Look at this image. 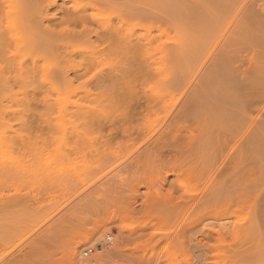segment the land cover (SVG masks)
Instances as JSON below:
<instances>
[{
	"label": "rangeland",
	"instance_id": "rangeland-1",
	"mask_svg": "<svg viewBox=\"0 0 264 264\" xmlns=\"http://www.w3.org/2000/svg\"><path fill=\"white\" fill-rule=\"evenodd\" d=\"M0 34V264H264V0H0Z\"/></svg>",
	"mask_w": 264,
	"mask_h": 264
},
{
	"label": "bare ground",
	"instance_id": "bare-ground-1",
	"mask_svg": "<svg viewBox=\"0 0 264 264\" xmlns=\"http://www.w3.org/2000/svg\"><path fill=\"white\" fill-rule=\"evenodd\" d=\"M78 18L80 19V20H82L83 22L85 21V17H84V15H78ZM103 27H104V25H103ZM108 29H111V26H108V27H104V30H108ZM1 35V34H0ZM0 46L4 49V48H6V42L4 41V40H2L1 39V37H0ZM136 81L138 80V79H135ZM134 80V81H135ZM133 81V83H135ZM132 83V86H135V88H137L138 89V87H137V85L139 86V81L138 82H136L137 83V85L136 84H133ZM141 85V84H140ZM134 88V87H133ZM133 93V92H132ZM132 93L130 92V96L132 97V96H134L133 98H131L130 96V98L131 99H129V97L127 98L126 96L128 95H126V96H124V98H125V100H127V101H125L126 102V106H124V112H123V114H121V115H119L118 117H115V118H117V119H120V121H123V122H125V123H127V125L126 126H123L122 128H121V132L120 133H122V134H124V136H126V137H124L125 138V140H118V134H119V128L120 127H113V128H110L111 130H109L108 132L109 133H105L104 131H105V129L107 128H105L104 129V131H103V127H105V126H108L110 123H112V121L109 119V122L106 120V122H103L101 119H99L101 122H99V120H97L98 122H99V125H98V123L96 122V120H94L93 121V125L91 124L90 126H92V127H94V123H95V125H96V127H98L99 128V131H100V133H99V135H98V137H97V139H98V141H97V139L95 140V141H97V142H100L99 144V146H101L103 149L105 148V147H109V144H111L113 141H115L114 139H116V137H117V142H116V144L120 147L124 142H126V143H128V142H130V141H132V140H134V142H135V140L138 138V137H135V134H136V136L137 135H139L140 134V130H139V127H138V124H133V122H135V120H137L138 118H141V115L143 116L144 115V113L145 112H147L150 108H153L152 106L157 102V100L156 99H151V101H149V99H143L144 98V96L143 95H139V93H138V90H137V92L134 94V95H132ZM138 93V96L136 95ZM136 95V96H135ZM123 97V96H122ZM121 97V98H122ZM123 98V99H124ZM129 99V100H128ZM153 100V101H152ZM121 104H122V100H121V102H120ZM141 103H146V105L145 106H147V107H145L144 108V106H142L143 108H141V110L139 109L141 106H140V104ZM157 104V103H156ZM123 105V104H122ZM125 105V104H124ZM140 106V107H139ZM156 106V105H155ZM139 107V108H138ZM138 109V110H137ZM142 113V114H141ZM117 119H115V120H117ZM139 120V119H138ZM113 122H114V119H113ZM92 123V122H91ZM109 123V124H108ZM112 124H114V123H112ZM110 126V125H109ZM96 127H94V128H96ZM93 128V129H94ZM98 128H96V129H98ZM28 129H30L29 130V134H24V135H26V137H27V139L26 138H24V136L22 137L23 138V140H21L22 142L23 141H25L24 139H26V141L29 139H32L33 141H34V139H35V141L36 140H39V139H41V140H43V141H45L47 138H48V136L45 134V132H44V128H43V124L42 123H38V124H36V125H29L28 126ZM96 129H94L95 131H96ZM138 132H139V134H138ZM96 133H98V131H96ZM103 133H105V134H107V135H105V134H103ZM122 134H120L119 136H121ZM121 138V137H120ZM123 138V137H122ZM121 138V139H122ZM135 138V139H134ZM48 140V139H47ZM37 143H39V141H36ZM47 142V141H46ZM46 142H44L45 144H46ZM36 143V144H37ZM132 143H133V141H132ZM23 144H24V142H23ZM44 144V145H45ZM95 144H96V142H95ZM130 144H131V142H130ZM20 145H22V144H20ZM26 145H28V144H26ZM31 145H35L34 143H32V142H30V145H28V146H31ZM42 145V144H41ZM93 145V144H92ZM113 145H115V144H113ZM124 145H125V143H124ZM13 146V145H12ZM15 146V145H14ZM28 146H26V147H28ZM36 146V145H35ZM39 146H40V144H39ZM43 146V145H42ZM90 146H91V144H90ZM111 146V145H110ZM128 146V145H127ZM16 147H19V148H21L20 150H21V152L22 151H24V152H26V150H27V148L23 145V147H21V146H16ZM25 147V148H24ZM31 147H33V146H31ZM73 147V146H72ZM101 147H98V148H95L96 150L97 149H100ZM15 148V147H14ZM30 148V147H29ZM28 148V149H29ZM38 148V150H40L39 149V147H37ZM11 149H13V148H11ZM18 149V148H17ZM32 149H36V147L35 148H32ZM37 150V151H38ZM74 150V149H73ZM93 150V149H92ZM14 151V150H13ZM15 151H16V149H15ZM18 151V150H17ZM36 151V150H35ZM88 151H90V150H88ZM94 151V150H93ZM30 152H32L33 153V151L31 150ZM27 153V152H26ZM31 153V154H32ZM89 153V152H88ZM90 154H92V153H90ZM95 155L97 154V153H94ZM93 154V155H94ZM56 182V181H55ZM55 182H53V184L55 183ZM63 182V181H62ZM48 184V183H47ZM46 185V184H45ZM41 186H44V185H41ZM54 186H56V184H54ZM46 187H47V185H46ZM42 188L41 190H45V192L43 193L46 197H47V199H48V196H52V197H54L56 194H59L58 196H60L61 195V192L60 193H58V191H57V193L53 196V195H51L52 194V192L53 191H51V190H53V189H51V187H49V188ZM67 188V187H66ZM51 189V190H50ZM40 190V189H39ZM39 190H38V192H39ZM40 190V191H41ZM47 190H49V191H47ZM60 190H61V188H60ZM55 191V190H54ZM37 191H36V195L33 197L34 198V201L36 202V201H38V200H40L41 198H45V196L40 192L39 194H37L38 193ZM63 193V192H62ZM65 194H66V192H65ZM65 194H63V197H64V195ZM30 195H32V194H30ZM28 197V196H27ZM27 197H25V198H27ZM51 197V198H52ZM56 197V196H55ZM57 198V197H56ZM28 199H30L31 200V197L29 198L28 197ZM55 199V198H54ZM53 199V200H54ZM12 200V199H11ZM26 200V199H25ZM49 201H52L51 199H50V197H49V199H48ZM9 201V200H8ZM16 201V200H15ZM32 201H33V199H32ZM34 201H33V203H34ZM43 201V200H42ZM25 202V201H24ZM41 202V201H40ZM31 201H30V204H33ZM38 202H36L35 204H37ZM42 203H45V202H42ZM41 204V203H40ZM37 205H39V203L37 204ZM41 206V205H40ZM35 207H36V205H35ZM75 258L77 259V256H75ZM79 259V258H78ZM79 262L80 263H83V264H86L83 260L81 261V259H79Z\"/></svg>",
	"mask_w": 264,
	"mask_h": 264
},
{
	"label": "built area",
	"instance_id": "built-area-1",
	"mask_svg": "<svg viewBox=\"0 0 264 264\" xmlns=\"http://www.w3.org/2000/svg\"><path fill=\"white\" fill-rule=\"evenodd\" d=\"M111 238H108L107 237V241H111L112 240V236H110ZM94 250V248H88L84 253H85V256L89 255L90 253H92Z\"/></svg>",
	"mask_w": 264,
	"mask_h": 264
}]
</instances>
